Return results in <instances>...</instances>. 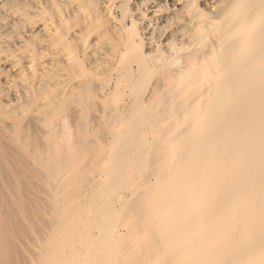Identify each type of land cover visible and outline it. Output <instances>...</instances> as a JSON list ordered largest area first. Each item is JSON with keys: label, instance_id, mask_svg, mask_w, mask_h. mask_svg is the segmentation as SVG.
<instances>
[{"label": "bare ground", "instance_id": "bare-ground-1", "mask_svg": "<svg viewBox=\"0 0 264 264\" xmlns=\"http://www.w3.org/2000/svg\"><path fill=\"white\" fill-rule=\"evenodd\" d=\"M0 264H264V0H0Z\"/></svg>", "mask_w": 264, "mask_h": 264}]
</instances>
